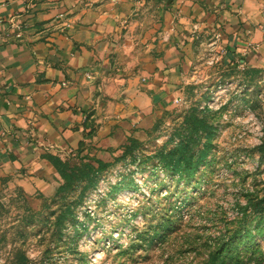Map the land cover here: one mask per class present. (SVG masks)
<instances>
[{"label": "rangeland", "instance_id": "1", "mask_svg": "<svg viewBox=\"0 0 264 264\" xmlns=\"http://www.w3.org/2000/svg\"><path fill=\"white\" fill-rule=\"evenodd\" d=\"M200 39L144 139L50 153L102 160L90 181L0 178V264H264V66Z\"/></svg>", "mask_w": 264, "mask_h": 264}, {"label": "crops", "instance_id": "2", "mask_svg": "<svg viewBox=\"0 0 264 264\" xmlns=\"http://www.w3.org/2000/svg\"><path fill=\"white\" fill-rule=\"evenodd\" d=\"M154 1L0 0V178L49 194L45 152L144 139L198 38L264 66V0H162L158 26Z\"/></svg>", "mask_w": 264, "mask_h": 264}, {"label": "trees", "instance_id": "3", "mask_svg": "<svg viewBox=\"0 0 264 264\" xmlns=\"http://www.w3.org/2000/svg\"><path fill=\"white\" fill-rule=\"evenodd\" d=\"M129 140L132 141L133 139ZM81 145L82 142L78 146V153ZM43 157L49 160L62 180V183L58 187L59 191L82 181H90V177L97 171V168L105 166L104 162L100 159L87 158L79 154L67 159H61L50 153L44 154Z\"/></svg>", "mask_w": 264, "mask_h": 264}, {"label": "built area", "instance_id": "4", "mask_svg": "<svg viewBox=\"0 0 264 264\" xmlns=\"http://www.w3.org/2000/svg\"><path fill=\"white\" fill-rule=\"evenodd\" d=\"M174 101L176 102L177 101V98H175Z\"/></svg>", "mask_w": 264, "mask_h": 264}]
</instances>
